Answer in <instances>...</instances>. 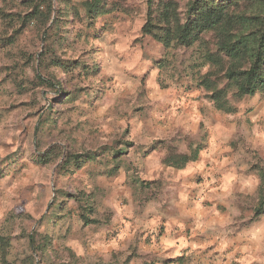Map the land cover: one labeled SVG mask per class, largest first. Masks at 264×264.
<instances>
[{
	"label": "clouds",
	"instance_id": "obj_1",
	"mask_svg": "<svg viewBox=\"0 0 264 264\" xmlns=\"http://www.w3.org/2000/svg\"><path fill=\"white\" fill-rule=\"evenodd\" d=\"M0 264H264V0H0Z\"/></svg>",
	"mask_w": 264,
	"mask_h": 264
}]
</instances>
